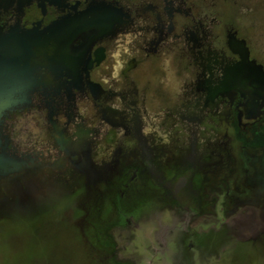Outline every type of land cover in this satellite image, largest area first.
Instances as JSON below:
<instances>
[{
  "label": "flooded vegetation",
  "instance_id": "obj_1",
  "mask_svg": "<svg viewBox=\"0 0 264 264\" xmlns=\"http://www.w3.org/2000/svg\"><path fill=\"white\" fill-rule=\"evenodd\" d=\"M27 12L41 17L29 20ZM64 17L81 25L59 55L73 74L59 76L57 90L38 83L27 105L0 117L2 153L11 162L0 171V190L13 181L27 185L46 168L59 172L69 163L91 183L98 142L113 133L112 151L102 149L109 155L105 167L117 170L122 158L136 153L150 180L164 189L157 208L173 226L181 223V242L194 223L207 221L202 196L209 181H217L211 190L216 195H229L226 184L236 189L233 161L243 147L237 134L264 132V0H30L20 9L16 2L0 9V28L41 29ZM144 66L163 72L162 81H153L162 88L150 81L136 85L131 73ZM46 72L38 67L35 79H45ZM148 91L156 102L150 104ZM29 119L41 136L17 127ZM163 138L168 142H161L162 153L174 149L185 170L173 181L152 163V144ZM246 153L257 160L260 175L264 162L256 148ZM192 173L200 175L201 185L192 184ZM137 174L138 168L130 170V184Z\"/></svg>",
  "mask_w": 264,
  "mask_h": 264
},
{
  "label": "rangeland",
  "instance_id": "obj_2",
  "mask_svg": "<svg viewBox=\"0 0 264 264\" xmlns=\"http://www.w3.org/2000/svg\"><path fill=\"white\" fill-rule=\"evenodd\" d=\"M24 17L41 15L27 12ZM162 76L163 72L145 66L131 73L137 86L150 81L157 88L162 82L153 81H162ZM147 98L150 104L157 101L150 91ZM19 123L17 127H26L32 137L41 136L33 119ZM247 132L237 134L243 147L233 161L238 171L236 189L226 184L222 188L229 195H216L211 190H216L217 181H209L208 193L202 196L207 221L194 223L192 235L181 242L176 240L181 223L173 226L165 210L157 208L164 189L150 180L136 153L131 159L122 158L117 170L105 167L107 155L102 149L112 151L113 133L98 142L93 162L97 174L91 183L69 168L70 163L59 172L46 168L40 179L33 177L27 185L10 182L0 190V264H264V163L258 175L257 160L246 153L247 147L256 148L264 162V132ZM25 134L18 133L19 139L24 140ZM161 142L168 140L152 144V163L164 179L173 181L185 170L176 162L174 149L162 153ZM134 167L137 181L130 184ZM191 178L192 184L201 185L200 175ZM55 227L57 234L52 233Z\"/></svg>",
  "mask_w": 264,
  "mask_h": 264
},
{
  "label": "water",
  "instance_id": "obj_3",
  "mask_svg": "<svg viewBox=\"0 0 264 264\" xmlns=\"http://www.w3.org/2000/svg\"><path fill=\"white\" fill-rule=\"evenodd\" d=\"M29 1L0 0V9L5 10L13 2L20 9ZM75 21V18L64 17L41 29L34 26L21 30L17 26H9L3 31L0 28V117L6 111L27 105L29 92L38 83L43 89L57 90L60 84L56 80L59 76L73 74L71 66L65 60L60 61L62 58L59 55L64 53L69 38L81 29V25L77 27ZM38 67L47 70L45 79H35ZM3 146L0 140V171H6L11 163L2 153Z\"/></svg>",
  "mask_w": 264,
  "mask_h": 264
}]
</instances>
